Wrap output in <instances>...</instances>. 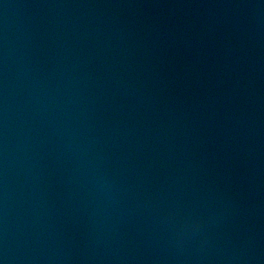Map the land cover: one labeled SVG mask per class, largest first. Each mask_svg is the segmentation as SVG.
<instances>
[{
	"label": "water",
	"instance_id": "obj_1",
	"mask_svg": "<svg viewBox=\"0 0 264 264\" xmlns=\"http://www.w3.org/2000/svg\"><path fill=\"white\" fill-rule=\"evenodd\" d=\"M0 264H264V0H0Z\"/></svg>",
	"mask_w": 264,
	"mask_h": 264
}]
</instances>
